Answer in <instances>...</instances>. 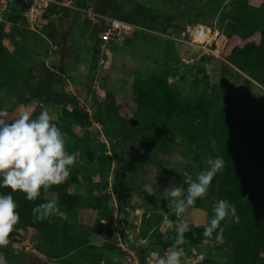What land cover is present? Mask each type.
<instances>
[{"label": "rangeland", "instance_id": "rangeland-1", "mask_svg": "<svg viewBox=\"0 0 264 264\" xmlns=\"http://www.w3.org/2000/svg\"><path fill=\"white\" fill-rule=\"evenodd\" d=\"M98 4L107 11L103 15L131 23L130 35L89 41L76 14L60 2L26 14L25 2L15 0L0 13V110L12 120L24 110L35 118L46 108L66 150L76 156L69 178L31 201L55 199L59 210L39 223L22 209L10 244L0 252L8 264H156L186 220L181 264H251L232 255L235 242L225 232L223 244L217 233L206 238L204 225L221 199L235 206L236 217L248 213L264 224V0ZM197 25L232 32L226 56L189 43ZM92 48L98 50L94 61ZM234 57L257 70L237 67ZM224 65L235 72L228 76ZM50 72L57 80L45 94L41 81ZM184 80L191 81L181 89ZM39 93L51 99L43 101ZM256 125L262 130H247ZM226 142L234 147L225 148ZM210 155L222 156L225 167L183 216L163 196L145 191L152 185L162 194L170 181L186 189ZM226 169L230 183L223 179ZM119 217L130 235L127 245L116 232ZM37 226L45 228L41 248ZM259 229L255 224L250 230L258 235ZM238 239L237 246L253 253L252 237ZM261 256L256 264H264Z\"/></svg>", "mask_w": 264, "mask_h": 264}, {"label": "clouds", "instance_id": "clouds-1", "mask_svg": "<svg viewBox=\"0 0 264 264\" xmlns=\"http://www.w3.org/2000/svg\"><path fill=\"white\" fill-rule=\"evenodd\" d=\"M75 162V154H69L66 150L64 134L46 108L35 118L31 111L24 110L12 120L8 119L7 111L0 110V188L22 192L27 200L35 201L42 189L48 191L53 186L63 184L69 178ZM206 164L207 168L198 172L195 179H190L186 189L182 184L174 186L170 181V186L162 194L152 185H145V191L149 196H163L174 208L176 216L181 217L198 199L207 195L213 178L225 167L222 156L213 158L210 155ZM17 208L13 195L0 194V248L10 244V237L20 222ZM58 210L55 199L38 204L32 209L34 222ZM212 212L213 215L204 225V236L212 238L216 232L217 243L223 244L221 222L238 220L235 206L221 199L213 204ZM189 230V223L180 220L171 250L160 257L156 264H181L183 253L178 250V245ZM0 264H8L2 252Z\"/></svg>", "mask_w": 264, "mask_h": 264}, {"label": "trees", "instance_id": "trees-1", "mask_svg": "<svg viewBox=\"0 0 264 264\" xmlns=\"http://www.w3.org/2000/svg\"><path fill=\"white\" fill-rule=\"evenodd\" d=\"M15 0H9V2L7 3L6 6L11 5ZM25 2V9H28V4L26 3L25 0H23ZM99 0H74V3L77 7L82 8V9H86L87 7H91L95 12H99L102 14H105V12H107L105 9H100L99 8V4H98ZM54 3V2H52ZM72 9L73 13L76 14V20L77 23H80V28L82 29V34H87V36H90V40H94V39H100L98 37V27H96L95 25H92L85 17L84 13L82 10H77V9ZM109 16V15H106ZM111 17V16H110ZM120 20V19H119ZM122 21V20H121ZM84 26V27H83ZM3 31L2 26L0 27V33ZM223 31L228 35L231 36L230 31H228L227 29H223ZM88 41V44L86 45V47L88 48V50L90 49V43ZM101 41V40H100ZM98 50H96L95 48H92L90 50V53L92 55V59L93 61L96 60L95 59V55L97 54ZM235 60V64L237 65V67L242 68V69H247L251 72H254L257 70V66L252 65V64H244L242 65V62L240 60H238V58L234 57ZM224 71L226 72L225 74L232 75L235 71L233 70V68L229 65H224ZM57 80L56 77V73L54 72H50L49 76L47 79H44L43 81H41L43 84L42 89L43 91H45V94L47 91H49V83L50 82H55ZM36 96L43 100V101H49L51 99L50 96L47 97V95H45L44 97V93L43 94H36ZM223 117H226L227 115L222 114ZM218 121V120H217ZM224 122V120H223ZM220 123V122H219ZM220 128V125H219ZM252 130V131H261V127L260 126H255L251 129H247ZM234 143H225V148H231L234 147L233 146ZM232 160L231 157V153L225 157V161L226 162H230ZM229 170L226 169V172L223 175V179L225 181V183H230L232 176L230 175V172H228ZM222 179V182H223ZM257 183H255L254 185H256ZM260 185H262V181L260 182ZM43 190V189H42ZM41 190V191H42ZM0 194H11L13 195L14 199L16 200L17 204H18V208L17 211L18 213L22 211V209L25 211L26 215H28L29 218L34 219L33 215H32V209L36 206L35 202H31L29 200L26 199L25 195L22 192H11V189L8 188H0ZM19 213V214H20ZM249 216L248 213L242 214V217H238V220L233 221L232 223H225L222 222L221 227L223 228V232H225L229 238V240H233V247L231 248L232 251V255L234 257H239L241 259H245L246 261H249V263L251 264H256V260L259 259V256L261 253L264 254V224L263 223H259L258 219L254 216ZM21 219V216H20ZM39 223L41 222V220L38 221ZM44 222V221H43ZM258 225L259 231H258V235L255 234V232H253L252 230H250L251 228H253L254 226ZM260 225V226H259ZM39 229V233L36 236V242H37V246L38 248H41L42 244L44 243V235L45 234V228L43 226L39 227L37 226ZM99 232L102 233H107V234H112V231L109 229H104V228H100L98 229ZM214 234H216V232H214ZM242 235H249L250 237H252L253 241L255 242L253 245V253L249 254L247 252H245V250L247 249H241L239 246L236 245V243H239L240 240L238 239L239 237H241ZM248 240V239H247ZM139 260L144 263L145 262V257L143 255V251L139 248L135 249ZM258 257V258H257ZM261 258L263 259V256H261ZM264 260V259H263Z\"/></svg>", "mask_w": 264, "mask_h": 264}, {"label": "built area", "instance_id": "built-area-1", "mask_svg": "<svg viewBox=\"0 0 264 264\" xmlns=\"http://www.w3.org/2000/svg\"><path fill=\"white\" fill-rule=\"evenodd\" d=\"M28 4L26 14H30L34 8L45 7L52 2H60L66 7L82 10L86 19L98 27V37L104 43L116 41L119 38L130 35L133 25L124 22L115 17L103 15L95 12L91 7L86 9L79 8L75 5L74 0H25ZM9 0H0V13L7 5ZM189 43L200 48L202 53L213 54L215 56H226L229 43V36L223 29H210L206 26L197 25L189 31Z\"/></svg>", "mask_w": 264, "mask_h": 264}, {"label": "water", "instance_id": "water-1", "mask_svg": "<svg viewBox=\"0 0 264 264\" xmlns=\"http://www.w3.org/2000/svg\"><path fill=\"white\" fill-rule=\"evenodd\" d=\"M191 80H184L181 82V89H184L186 87H188L189 83ZM115 228H116V232L119 236V239L121 241V243L123 245H127L131 242L130 240V235L129 232L126 230L122 218L119 217L116 221H115Z\"/></svg>", "mask_w": 264, "mask_h": 264}]
</instances>
